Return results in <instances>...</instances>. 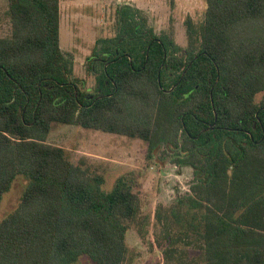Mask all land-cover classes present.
<instances>
[{
    "label": "trees",
    "instance_id": "16d2710c",
    "mask_svg": "<svg viewBox=\"0 0 264 264\" xmlns=\"http://www.w3.org/2000/svg\"><path fill=\"white\" fill-rule=\"evenodd\" d=\"M7 15L0 203L28 184L0 220V264H125L129 228L149 221L133 173L102 191V174L46 143L56 125L141 139L147 160L163 150L193 170L190 192L156 209L168 264H264V0H206L203 19L185 21L186 48L119 7L116 36L86 58L92 87L60 47V0H8Z\"/></svg>",
    "mask_w": 264,
    "mask_h": 264
},
{
    "label": "rangeland",
    "instance_id": "374dc122",
    "mask_svg": "<svg viewBox=\"0 0 264 264\" xmlns=\"http://www.w3.org/2000/svg\"><path fill=\"white\" fill-rule=\"evenodd\" d=\"M124 5L140 9L156 35L171 33L182 48L187 47L186 19L191 17L199 23L206 10V0H60V47L67 57L72 55V76L85 79L87 87L93 86L94 77L86 71V58L98 39L116 36V11ZM7 10L8 0H0V37L11 32ZM46 143L65 149L74 163L84 159L88 166L104 176L102 191L106 193L111 191L118 177L133 173L138 183L141 218L149 221L145 227L138 223L129 228L126 235L129 253L125 264H168L155 239V213L159 205L169 206L190 192L194 181L190 167L175 165L163 150L147 160V144L141 139L78 125L54 126ZM27 184L23 177L15 180L0 203V220L18 207ZM198 254V251H190V258ZM76 264L94 262L82 255Z\"/></svg>",
    "mask_w": 264,
    "mask_h": 264
}]
</instances>
